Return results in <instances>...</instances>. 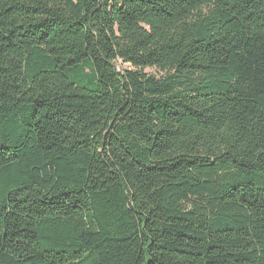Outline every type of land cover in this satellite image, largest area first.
I'll return each mask as SVG.
<instances>
[{
    "label": "trees",
    "instance_id": "obj_1",
    "mask_svg": "<svg viewBox=\"0 0 264 264\" xmlns=\"http://www.w3.org/2000/svg\"><path fill=\"white\" fill-rule=\"evenodd\" d=\"M0 264H264V0H0Z\"/></svg>",
    "mask_w": 264,
    "mask_h": 264
},
{
    "label": "rangeland",
    "instance_id": "obj_2",
    "mask_svg": "<svg viewBox=\"0 0 264 264\" xmlns=\"http://www.w3.org/2000/svg\"><path fill=\"white\" fill-rule=\"evenodd\" d=\"M116 66H117V68H118L119 70H123V69H125V68H129V65H128V64H122V63H120V62H117V63H116ZM145 71H146L147 73H152V74H155V75H157V76L162 75V72L159 71V70H157V69H155V68L146 67V68H145Z\"/></svg>",
    "mask_w": 264,
    "mask_h": 264
}]
</instances>
